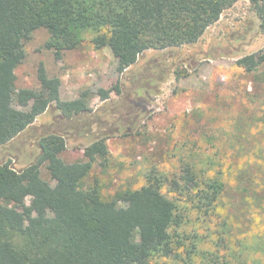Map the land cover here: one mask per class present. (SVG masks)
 Here are the masks:
<instances>
[{"label": "trees", "instance_id": "16d2710c", "mask_svg": "<svg viewBox=\"0 0 264 264\" xmlns=\"http://www.w3.org/2000/svg\"><path fill=\"white\" fill-rule=\"evenodd\" d=\"M237 1L0 0V149L51 109L59 113L57 121L65 122L90 113L86 93L61 100L59 79L48 76L42 65L37 87L16 88L15 69L35 30L48 33L45 48L57 59L93 34V48L108 47L121 75L148 50L196 43ZM249 1L264 34V0ZM236 65L264 82V51L242 57ZM115 92L119 94L118 86ZM98 94L106 95L102 90ZM105 141L96 138L82 149V158L66 162L63 136L43 133L33 162L20 170L9 161L0 164V264H247L242 259L245 243L232 245L220 237L227 251L220 255L218 249L202 248L204 237L179 229L192 222L193 214L202 221L216 216V226L230 234L232 228L220 214L230 189L262 211L264 190L245 188L238 172L231 174L236 186L228 188L226 174L213 168L212 159L195 157L172 177L151 167L138 189L103 199L97 185L85 187L84 180L97 161L105 163ZM43 167L48 180L41 177ZM262 250L264 256V243Z\"/></svg>", "mask_w": 264, "mask_h": 264}, {"label": "rangeland", "instance_id": "374dc122", "mask_svg": "<svg viewBox=\"0 0 264 264\" xmlns=\"http://www.w3.org/2000/svg\"><path fill=\"white\" fill-rule=\"evenodd\" d=\"M92 37L87 34L79 48L62 52L59 59L45 48L44 29L35 30L24 43L25 58L15 69L16 88L37 87L42 65L48 76L59 79L60 99L71 101L86 93L90 113L65 122L49 110L0 149V164L9 161L22 169L38 155V137L59 133L66 162L82 158V149L96 138L106 139L105 163L97 161L84 180L85 187L97 185L103 199L138 189L151 167L172 177L195 157L212 159L213 168L226 174L228 188L236 186L231 174L238 172L244 175L245 188L264 190V82L236 65L238 59L264 51V34L249 0L224 10L196 43L148 50L121 75L110 49L95 50ZM100 90L106 95L99 96ZM41 177L49 179L44 167ZM223 201L220 214L232 228L230 234L216 226V216L202 221L194 214L179 232L197 233L205 238L203 249H218L220 255L227 254L220 237L232 245L245 243L242 259L250 264L259 258L264 264V211L233 189Z\"/></svg>", "mask_w": 264, "mask_h": 264}]
</instances>
